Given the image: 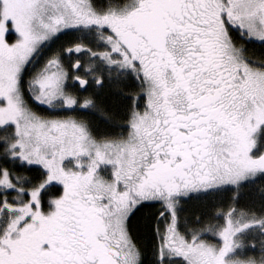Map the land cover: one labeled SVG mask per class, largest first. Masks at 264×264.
Wrapping results in <instances>:
<instances>
[{
  "label": "snow or ice",
  "instance_id": "snow-or-ice-1",
  "mask_svg": "<svg viewBox=\"0 0 264 264\" xmlns=\"http://www.w3.org/2000/svg\"><path fill=\"white\" fill-rule=\"evenodd\" d=\"M0 264H264V0H0Z\"/></svg>",
  "mask_w": 264,
  "mask_h": 264
},
{
  "label": "trees",
  "instance_id": "trees-1",
  "mask_svg": "<svg viewBox=\"0 0 264 264\" xmlns=\"http://www.w3.org/2000/svg\"><path fill=\"white\" fill-rule=\"evenodd\" d=\"M249 47H259V46H252V45H249ZM90 94V92H81L80 93V95H82V96H87V95H89Z\"/></svg>",
  "mask_w": 264,
  "mask_h": 264
}]
</instances>
